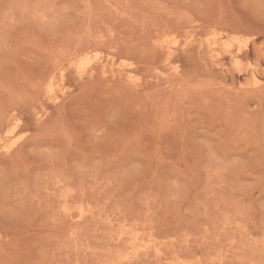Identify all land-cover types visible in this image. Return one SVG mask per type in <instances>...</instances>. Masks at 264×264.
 <instances>
[{
    "label": "rangeland",
    "instance_id": "374dc122",
    "mask_svg": "<svg viewBox=\"0 0 264 264\" xmlns=\"http://www.w3.org/2000/svg\"><path fill=\"white\" fill-rule=\"evenodd\" d=\"M0 264H264V0H0Z\"/></svg>",
    "mask_w": 264,
    "mask_h": 264
},
{
    "label": "bare ground",
    "instance_id": "6f19581e",
    "mask_svg": "<svg viewBox=\"0 0 264 264\" xmlns=\"http://www.w3.org/2000/svg\"><path fill=\"white\" fill-rule=\"evenodd\" d=\"M170 11V10H169ZM177 11V10H176ZM180 12V11H179ZM186 19V18H185ZM211 37V36H210ZM240 37V36H239ZM239 37H237V38H239ZM167 38H169V36L167 37ZM160 39H162L161 37H160ZM238 40V39H237ZM244 40H245V38H244ZM236 41V40H235ZM162 42V41H161ZM175 44V43H174ZM232 44V43H231ZM240 44L241 45H243V47H241L240 48V51H239V53L243 50V48H248V46H249V43H248V41L246 40L245 42H240ZM230 44H227V47L229 46ZM217 46V45H216ZM226 45H224V47H225ZM145 53H146V51H145ZM82 60V59H81ZM82 61H84V60H82ZM128 62V61H127ZM59 63V62H58ZM85 63V62H84ZM87 63V62H86ZM125 63V62H124ZM236 63L237 64H240V61H239V59H236ZM83 64V63H82ZM88 64H89V62H88ZM251 64V63H250ZM249 64V65H250ZM248 65V66H249ZM133 66H134V64H133ZM85 67H88L87 65L85 66ZM81 70V69H80ZM85 70L86 69H82V71L81 72H85ZM63 74V73H62ZM131 75V74H130ZM255 75V74H254ZM138 76V75H137ZM254 80H255V86H258L259 85V83H260V80L257 78V76L255 75L254 76ZM171 88V87H170ZM51 89V88H50ZM256 89V88H255ZM52 90V89H51ZM53 91V90H52ZM250 91V90H249ZM17 132V127H14L13 129H11L10 131H9V134H11V135H13L14 133H16ZM13 143V141H11L10 143H8V144H6V145H3V150H5V151H8L9 150V147H10V145ZM72 234V233H71ZM133 238H135V237H133ZM135 240H137V239H135ZM144 242V241H143ZM142 249H144V248H142ZM156 249V248H155ZM156 252V251H155ZM126 259V258H125ZM132 261V260H131Z\"/></svg>",
    "mask_w": 264,
    "mask_h": 264
}]
</instances>
